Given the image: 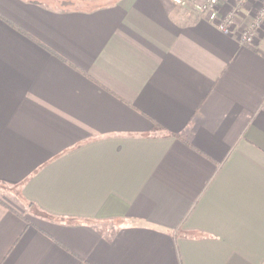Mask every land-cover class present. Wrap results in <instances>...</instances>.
I'll use <instances>...</instances> for the list:
<instances>
[{
  "label": "crops",
  "instance_id": "1",
  "mask_svg": "<svg viewBox=\"0 0 264 264\" xmlns=\"http://www.w3.org/2000/svg\"><path fill=\"white\" fill-rule=\"evenodd\" d=\"M183 1L0 0V264H264V30Z\"/></svg>",
  "mask_w": 264,
  "mask_h": 264
},
{
  "label": "built area",
  "instance_id": "2",
  "mask_svg": "<svg viewBox=\"0 0 264 264\" xmlns=\"http://www.w3.org/2000/svg\"><path fill=\"white\" fill-rule=\"evenodd\" d=\"M176 4L182 6L185 1L173 0ZM218 0H203L202 2L195 3V9L201 19L206 20L214 24V26L219 30L227 34H234L240 44H250L254 42L255 34L263 30L264 26V1H262V7L254 15L253 21L249 26L234 24V15L238 12V8L234 9L230 14L226 16H220L218 5ZM234 30L236 32L234 33Z\"/></svg>",
  "mask_w": 264,
  "mask_h": 264
},
{
  "label": "rangeland",
  "instance_id": "3",
  "mask_svg": "<svg viewBox=\"0 0 264 264\" xmlns=\"http://www.w3.org/2000/svg\"><path fill=\"white\" fill-rule=\"evenodd\" d=\"M203 0H197V1H195V3H197V2H202ZM262 1H264V0H260L259 1V5L257 6V7H253V12H251L252 13V17L254 18V15L256 14V12L257 11H259V9L262 7ZM219 2H220V0H218V2H217V5H218V10H219V8H220V5H219ZM237 5H235L234 7V9H236V8H238V10L241 12V10H243V8H245V6L244 5H242V4H240V3H236ZM194 6H195V4H194ZM252 8V7H251ZM232 11H234V10H232ZM231 11V12H232ZM231 12H228V13H220V16L222 15V16H226L227 14H230ZM253 21V20H252ZM243 26H245V25H243ZM263 28V30H264V26H262Z\"/></svg>",
  "mask_w": 264,
  "mask_h": 264
}]
</instances>
